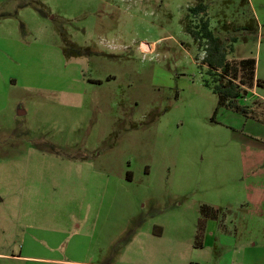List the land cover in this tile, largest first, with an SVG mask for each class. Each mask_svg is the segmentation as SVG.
I'll return each mask as SVG.
<instances>
[{
    "label": "rangeland",
    "instance_id": "obj_1",
    "mask_svg": "<svg viewBox=\"0 0 264 264\" xmlns=\"http://www.w3.org/2000/svg\"><path fill=\"white\" fill-rule=\"evenodd\" d=\"M199 1L0 0V264H264V123L215 113ZM202 1L264 80V0Z\"/></svg>",
    "mask_w": 264,
    "mask_h": 264
},
{
    "label": "trees",
    "instance_id": "obj_2",
    "mask_svg": "<svg viewBox=\"0 0 264 264\" xmlns=\"http://www.w3.org/2000/svg\"><path fill=\"white\" fill-rule=\"evenodd\" d=\"M190 11L194 17L198 16L199 19L195 25L186 24L185 28L199 42L205 52L202 63L206 65L207 72L211 77V80L207 79L205 83L218 95V108L215 113L218 112L220 107H226L264 123V108L260 110V108L257 109L242 103V99L247 96L249 89L264 87V80L258 78L256 75V59L254 57L242 58L240 60L229 58L230 52L234 51V46H228L224 39L211 28L208 8L202 0L197 5L191 7ZM248 28L250 27L248 26ZM251 30H256L255 24ZM237 40L236 37L233 38L234 42ZM65 50V52H68L67 48ZM243 153L245 177L253 172L256 175L260 174L261 172L255 170L256 166H253L251 163L249 149L246 148ZM208 207V205L203 206L204 216L208 215ZM216 211L217 209L214 208V214Z\"/></svg>",
    "mask_w": 264,
    "mask_h": 264
},
{
    "label": "crops",
    "instance_id": "obj_3",
    "mask_svg": "<svg viewBox=\"0 0 264 264\" xmlns=\"http://www.w3.org/2000/svg\"><path fill=\"white\" fill-rule=\"evenodd\" d=\"M254 137L261 138L262 140H264L263 136H259L256 134H253ZM261 142V141H260ZM261 146H263L260 143ZM247 148L250 151V157H251V163L253 166H256L254 169L258 170L259 172H261L260 174H254L251 173L250 175H248L246 178H250L251 176L253 177H262V175L264 174V147H251V146H247ZM261 184H249L247 186L248 188V201L250 203H252L253 205H255V211L257 212H262L263 209V204H264V183L260 182Z\"/></svg>",
    "mask_w": 264,
    "mask_h": 264
}]
</instances>
